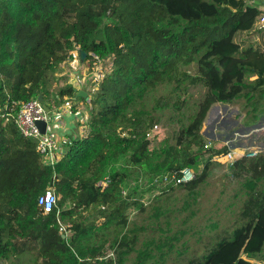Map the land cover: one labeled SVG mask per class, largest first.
Masks as SVG:
<instances>
[{"label":"trees","instance_id":"trees-1","mask_svg":"<svg viewBox=\"0 0 264 264\" xmlns=\"http://www.w3.org/2000/svg\"><path fill=\"white\" fill-rule=\"evenodd\" d=\"M263 14L247 0H0V264H83L88 229L73 227L71 239L60 233L57 216L67 201L100 205L125 225L135 208L123 195L133 178L128 165L137 169L136 180L151 174V183L198 167L206 146L199 131L214 103L247 96V116L264 114ZM76 50L91 64L113 55V69L91 99L86 137L49 167L36 141L6 118L39 95L51 110L75 97L71 85L52 93L50 78ZM192 64L197 77L184 72ZM247 77L255 78L250 85ZM180 80L202 84L211 98L182 131L188 144L159 159L147 139L157 120L143 101L150 90ZM207 151L213 157L229 149ZM125 157L127 166L116 169ZM48 187L61 200L45 213L38 199ZM242 215L241 227L188 264H256L264 254V200L252 198Z\"/></svg>","mask_w":264,"mask_h":264},{"label":"rangeland","instance_id":"rangeland-1","mask_svg":"<svg viewBox=\"0 0 264 264\" xmlns=\"http://www.w3.org/2000/svg\"><path fill=\"white\" fill-rule=\"evenodd\" d=\"M257 5L264 10V2ZM99 22L104 28L107 20ZM184 72L193 77L200 75L197 64L185 67ZM247 78V85L255 79ZM181 80L150 90L143 101L142 108L157 120L147 139L150 151L158 152L159 159L170 147L182 150L188 144V137H181V133L211 98V92L202 84ZM250 110L247 96L210 106L199 131L205 149L199 150L196 145L192 149L199 150L202 158L198 167L191 168L194 180L198 179L191 187L153 186L151 174L136 180L137 169L127 166L129 157L123 158L116 169L127 166L132 171L133 178L123 195L135 203L125 225L100 205L86 209L67 201L60 207L57 217L65 238L75 235L73 227L77 225L83 231L88 229L82 237L87 253L81 260L83 264H188L241 227L250 200H264V161L256 162L264 156V114L252 121L253 115L247 116ZM224 147L229 151H256L258 155L252 160L231 162L206 152ZM22 260L28 262V258ZM255 263L264 264V254Z\"/></svg>","mask_w":264,"mask_h":264},{"label":"crops","instance_id":"crops-1","mask_svg":"<svg viewBox=\"0 0 264 264\" xmlns=\"http://www.w3.org/2000/svg\"><path fill=\"white\" fill-rule=\"evenodd\" d=\"M81 52L76 50L73 57L63 63L54 77L50 78L51 82L53 81L52 93L67 85H71L75 91V97H64L60 106L50 109V113H47L48 131L56 135L59 143L58 162L70 151L74 142L86 137L92 96L100 82L109 76L113 69V55L98 59L96 64H91L86 57L82 58ZM80 93L84 96L79 97Z\"/></svg>","mask_w":264,"mask_h":264},{"label":"built area","instance_id":"built-area-1","mask_svg":"<svg viewBox=\"0 0 264 264\" xmlns=\"http://www.w3.org/2000/svg\"><path fill=\"white\" fill-rule=\"evenodd\" d=\"M248 5L252 7L260 8L257 3H263L264 0H247ZM259 30H264V14L261 16L259 22ZM12 119L16 124L20 134L27 139L36 141L37 151L43 157L44 164L49 167H55L59 162L57 161V147L59 145L56 135L52 132L42 134L36 123L38 121H46L48 123V114L45 111L44 104L38 99L34 98L30 101L19 105L18 110L15 114H10L9 118H6L8 122ZM88 128V123H87ZM153 129L149 130L148 137L151 136ZM237 150V151H236ZM235 151H229L227 154H222L223 159L226 161L234 162L236 160L246 158L253 159L257 157L258 152H239L238 149ZM194 180V174L191 168H185L179 175L172 173H165L157 176L153 179L152 185L157 187H177L188 184ZM126 194L125 192H123ZM59 196L51 188L42 194L38 199V206L45 211L50 213L56 207Z\"/></svg>","mask_w":264,"mask_h":264},{"label":"water","instance_id":"water-1","mask_svg":"<svg viewBox=\"0 0 264 264\" xmlns=\"http://www.w3.org/2000/svg\"><path fill=\"white\" fill-rule=\"evenodd\" d=\"M82 58L86 57V53L85 52H81ZM79 97L84 96L82 93L78 94ZM38 99L44 104V108L46 113H50V108L48 107L47 104H45L44 99H43V95H39ZM37 127L40 129L42 134H45L48 130V123L46 121H38L36 123Z\"/></svg>","mask_w":264,"mask_h":264}]
</instances>
